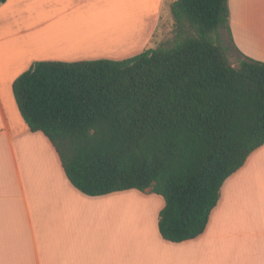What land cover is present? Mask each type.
Listing matches in <instances>:
<instances>
[{
	"label": "trees",
	"instance_id": "trees-1",
	"mask_svg": "<svg viewBox=\"0 0 264 264\" xmlns=\"http://www.w3.org/2000/svg\"><path fill=\"white\" fill-rule=\"evenodd\" d=\"M170 9L183 34L168 47L38 61L11 88L73 187L161 195L158 231L181 242L204 231L224 180L264 144V61L239 53L231 64L228 0H174Z\"/></svg>",
	"mask_w": 264,
	"mask_h": 264
},
{
	"label": "crops",
	"instance_id": "crops-1",
	"mask_svg": "<svg viewBox=\"0 0 264 264\" xmlns=\"http://www.w3.org/2000/svg\"><path fill=\"white\" fill-rule=\"evenodd\" d=\"M92 1L75 0V6ZM64 7L65 0L0 3V88H10L35 62L75 61V32L64 27L71 6ZM228 8L233 48L264 61V0H228ZM263 150L264 144L224 180L204 231L172 242L158 231L161 195L137 189L98 196L80 192L47 137L24 121L14 124L0 94V264H229L236 252L232 246L240 239L244 245L254 231L261 243L255 261L264 263V210H253L249 187L240 184L251 158ZM122 196L153 206L150 229L127 227L122 203L118 210L107 208Z\"/></svg>",
	"mask_w": 264,
	"mask_h": 264
},
{
	"label": "rangeland",
	"instance_id": "rangeland-1",
	"mask_svg": "<svg viewBox=\"0 0 264 264\" xmlns=\"http://www.w3.org/2000/svg\"><path fill=\"white\" fill-rule=\"evenodd\" d=\"M66 1L68 0H65L64 9L67 6H71V9L65 12L64 27L68 33L75 32L71 34L75 36V55L72 57L75 61L99 58L122 60L140 53L146 45L152 48L168 47L183 34L170 9L174 0H93L86 5L77 6L75 0H71L74 1L73 4ZM225 38L230 48L228 58L231 64L235 65L240 54L227 37ZM0 94L10 120L14 124L18 121L23 122L12 88L1 87ZM261 152L263 155L259 157L260 159L257 157L260 152L251 158L248 172L241 176L244 179L240 181L244 188L249 187L251 207L259 212L264 210V166L258 164L262 163L261 161L264 163V150ZM123 198L122 196L111 199L107 208L112 204L117 209L122 202V207H127L131 201L130 206L134 215H129L128 210L122 213L127 220V227L135 231L150 229L153 206L148 207L135 196ZM253 234V237L246 236L244 245L239 238L237 244L232 246L236 252L232 257V263L229 264H264L255 261L258 259L257 252L261 248V243L258 240L260 238L258 232L254 231Z\"/></svg>",
	"mask_w": 264,
	"mask_h": 264
},
{
	"label": "bare ground",
	"instance_id": "bare-ground-1",
	"mask_svg": "<svg viewBox=\"0 0 264 264\" xmlns=\"http://www.w3.org/2000/svg\"><path fill=\"white\" fill-rule=\"evenodd\" d=\"M134 199V198H133ZM130 200H132V199H130ZM126 201H129V200H126ZM123 203V202H122ZM125 204V203H124ZM132 204V202L131 201H129V203H128V206L126 207V209L128 210V213H130V212H132V207L130 206ZM135 204V203H134ZM142 204V203H141ZM133 206H135V205H133ZM139 206V205H138ZM143 207V206H142ZM124 208V207H123ZM125 210V209H124Z\"/></svg>",
	"mask_w": 264,
	"mask_h": 264
}]
</instances>
